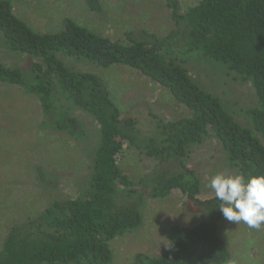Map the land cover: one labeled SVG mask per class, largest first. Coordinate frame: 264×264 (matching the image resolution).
<instances>
[{"label":"trees","instance_id":"obj_1","mask_svg":"<svg viewBox=\"0 0 264 264\" xmlns=\"http://www.w3.org/2000/svg\"><path fill=\"white\" fill-rule=\"evenodd\" d=\"M100 12L99 0H87ZM176 27L169 35L146 34L127 43L67 19L57 31L38 32L19 17L12 0H0V33L6 46L27 56L26 64L0 60V83L38 98L42 129L86 142L89 131L77 107L99 126L90 173L76 197L52 199L34 218L13 225L0 249V264H113L110 242L140 230L149 199L182 191L201 220L173 225L159 255L137 253L133 264H232L220 234V201L205 199L202 179L189 162L193 148L218 141L226 166L246 177L264 175V0H200L185 12L169 0ZM206 61L250 83L257 106L247 110L252 127L238 122L220 97L190 74L187 64ZM125 65L162 87L189 115L152 116V129L136 116L123 117L105 79L77 67ZM128 149V151H127ZM135 152L156 162L135 178L122 162Z\"/></svg>","mask_w":264,"mask_h":264},{"label":"rangeland","instance_id":"obj_2","mask_svg":"<svg viewBox=\"0 0 264 264\" xmlns=\"http://www.w3.org/2000/svg\"><path fill=\"white\" fill-rule=\"evenodd\" d=\"M15 13L38 32L59 30L67 19L123 43L144 40L146 34L166 36L176 27L169 0H99L101 11L92 10L87 0H12ZM185 12L200 0H174ZM0 60L13 66L26 64L28 57L12 52L0 33ZM77 67L101 75L122 109L123 117L136 116L152 129V116L174 120L189 115L162 87L145 78L137 69L118 65L101 69L77 62ZM187 68L201 86L220 97L241 124L252 127L247 110L257 106L250 83L219 65L191 61ZM72 114L84 121L90 138L77 141L66 133L42 129V108L37 97L16 85L0 83V249L10 228L37 217L52 199L76 197L90 173V155L99 139V126L77 107ZM264 143V137L260 136ZM128 151V149H127ZM189 162L202 179V199L215 196L207 187L217 173L236 174L224 162L221 147L209 139L193 148ZM156 162L132 151L122 162L125 171L138 178ZM144 226L110 242L113 264H133L143 252L159 255L167 246L168 229L173 225H194L201 220L187 196L173 190L168 196L149 199L144 207ZM220 234L231 251L232 264H264V229L256 231L243 222L224 217Z\"/></svg>","mask_w":264,"mask_h":264},{"label":"clouds","instance_id":"obj_3","mask_svg":"<svg viewBox=\"0 0 264 264\" xmlns=\"http://www.w3.org/2000/svg\"><path fill=\"white\" fill-rule=\"evenodd\" d=\"M220 201L219 210L229 222H243L250 229H264V175H214L208 185Z\"/></svg>","mask_w":264,"mask_h":264}]
</instances>
